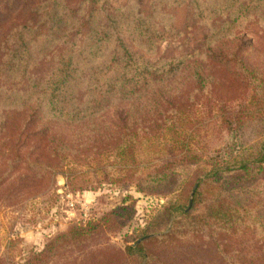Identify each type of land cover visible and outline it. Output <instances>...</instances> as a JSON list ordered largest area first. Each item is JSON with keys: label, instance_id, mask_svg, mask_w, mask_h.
Here are the masks:
<instances>
[{"label": "trees", "instance_id": "1", "mask_svg": "<svg viewBox=\"0 0 264 264\" xmlns=\"http://www.w3.org/2000/svg\"><path fill=\"white\" fill-rule=\"evenodd\" d=\"M106 1L0 0V184L10 180L5 193L34 198L49 191L56 175L68 188L87 190L92 182L83 165L105 174L106 183L133 184L142 193L181 191L190 177L179 180V172L202 157L190 144L188 110L204 107L225 125L228 145L196 177L187 206L176 201L160 212L167 220L174 210L170 229L154 236L142 231L125 251L150 264L156 244L175 248L209 240L222 246L221 264H264V131L240 140L246 124L264 122V71L238 45H226L245 29L264 36V0H128L111 7L102 22ZM179 10L183 15L175 20ZM202 26L208 31L176 60L160 66L143 55L157 53L164 41H184ZM208 63L225 68L239 94L220 91ZM183 74L191 94L173 96L168 84ZM118 107L115 126L93 127L95 118ZM153 136L165 140L157 143ZM142 147L161 159L147 162ZM132 210L122 205L75 226L21 264H47L62 248L127 224ZM15 225L14 218L0 220L6 237ZM242 247L255 253L243 254Z\"/></svg>", "mask_w": 264, "mask_h": 264}, {"label": "rangeland", "instance_id": "2", "mask_svg": "<svg viewBox=\"0 0 264 264\" xmlns=\"http://www.w3.org/2000/svg\"><path fill=\"white\" fill-rule=\"evenodd\" d=\"M128 0H107L104 10L101 11V21L106 19L107 12L111 7H120ZM183 12L179 10L175 20L182 17ZM208 31L207 26H202L192 32L191 36L184 41H164L157 53L152 55L143 54L152 63L161 64L165 61L176 60L184 56L192 46L202 38ZM226 45L240 48L244 58L255 67L264 71V36L253 28L240 31L235 37L226 40ZM48 66L43 70H47ZM208 73L214 74L218 79V89L225 95L236 96L239 89L235 80L218 64L208 63ZM173 96L191 94V85L185 74L169 82ZM224 98V97H223ZM225 99V98H224ZM233 104L238 103L239 98L234 99ZM120 107L112 108L93 120L94 126L101 130L115 126L117 117L120 114ZM187 130L190 134V144L202 157L197 166H190L185 171L179 172V180L184 179L186 174L190 180L181 190L166 195H150L139 192L133 184L106 183V175L91 171V165H83L90 173L89 179L92 185L87 190L79 188L71 189L65 186V178L56 175L49 191L32 198L27 193L12 190L5 193L9 185V179L0 184V220L7 221L14 218L16 225L12 234L6 237V228H0V264H21L28 260L35 253L43 250L53 238L65 233L75 226H81L100 218L104 214L117 209L122 205H130L133 208V217L122 227L111 229L105 227L93 237L72 247L58 250L56 257L47 264H144L135 256L125 251V246L135 238L148 232L151 235H158L170 229L171 224L177 218L174 210L170 209L167 220L160 219V212L164 207H173L172 204L179 201L180 205L187 206L191 191L197 185V178L202 177L207 162L210 159L218 158L215 151L225 148L230 141V134L225 130V125L219 122L215 116H211L203 107H190L188 110ZM245 131L240 139H246L260 131H264V122L246 124ZM69 133V131L65 132ZM72 136V135H71ZM154 142L163 143L165 138L153 136ZM250 143V142H249ZM251 145H246L245 156L249 154ZM140 156L147 162H158L161 158L158 154L140 149ZM224 156V155H222ZM226 156V155H225ZM223 157L220 158L222 160ZM227 160H232L230 157ZM181 170V169H179ZM184 170V169H183ZM110 176L112 170L109 171ZM121 175V173H118ZM194 179V180H193ZM264 197V181L260 184ZM80 201L85 205L71 201ZM132 210V211H133ZM243 254L253 255L254 247H242ZM155 257L150 264L171 263L184 258L189 264H221L224 257L221 253L222 246L209 240H202L195 245L179 246L170 248L168 246L153 247ZM246 250V251H245ZM245 251V252H244ZM224 263V262H223Z\"/></svg>", "mask_w": 264, "mask_h": 264}, {"label": "built area", "instance_id": "3", "mask_svg": "<svg viewBox=\"0 0 264 264\" xmlns=\"http://www.w3.org/2000/svg\"><path fill=\"white\" fill-rule=\"evenodd\" d=\"M76 202L82 204V205H81L82 208L85 209V205H84L83 203H81L80 201H77V200L71 201V202H70V205H73V204L76 203Z\"/></svg>", "mask_w": 264, "mask_h": 264}, {"label": "water", "instance_id": "4", "mask_svg": "<svg viewBox=\"0 0 264 264\" xmlns=\"http://www.w3.org/2000/svg\"><path fill=\"white\" fill-rule=\"evenodd\" d=\"M195 187H196V185H194V187H193V189H192V191H191V194H190V199H189V203L191 202L192 193H193V191H194Z\"/></svg>", "mask_w": 264, "mask_h": 264}]
</instances>
